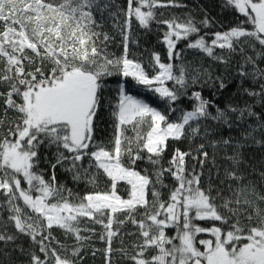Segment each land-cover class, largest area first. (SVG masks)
I'll return each instance as SVG.
<instances>
[{
  "label": "snow or ice",
  "instance_id": "obj_1",
  "mask_svg": "<svg viewBox=\"0 0 264 264\" xmlns=\"http://www.w3.org/2000/svg\"><path fill=\"white\" fill-rule=\"evenodd\" d=\"M226 3L243 19L226 31L211 33L209 41L207 34L200 35L201 27L191 15L183 20H157V9L183 6L175 0H127L126 8L116 11H111L112 0H0V194L4 197L0 204L10 213L7 219L0 218V264H15L13 254L17 251L28 257L29 264H80L82 249L95 235L106 242V264H112L114 251L131 264H264V195L257 193L251 182L245 184V176L225 169V178L235 184L227 185L230 195L225 197L222 189H214L210 182L202 185L203 173L197 172L194 165L191 170L186 168V157L199 158L191 151L176 148L167 161L168 167L162 163L169 139L181 140L186 129L189 137H196L201 122L209 119L231 129L247 117H257L258 123L248 126L244 138L264 143L256 139L257 132L264 134V114L253 111L252 105L216 106L213 114L209 111L212 102L197 91L192 93L195 103L191 110L180 109L178 119L170 121L164 111L129 95L121 83L112 111L111 148L94 140L93 124L101 104L104 77H131L137 85L158 94L167 112L177 111L173 105L181 94L166 82L173 81L179 89L188 86L184 64L177 68L171 62L181 57L183 49L178 51L177 43L182 40L188 41V49L223 63L228 62L227 56L239 52L244 64L252 67L251 72L239 74L259 85V91L244 92L260 97L264 103V68L257 65L256 57L247 55V49H255L258 44L256 55L264 59V0ZM105 12L122 36L124 51L120 57L109 58L112 54L107 53L106 42L110 37L97 31L103 27ZM133 20L145 29L153 21L168 29L163 33V42L169 62H162L160 54L153 52L152 74L142 63L129 59ZM211 23L207 17L199 21L203 27ZM193 36L195 39L190 40ZM195 73L193 84L201 75L199 69ZM220 87H224L222 81ZM9 111L17 114L16 120H9ZM204 135H208L206 130ZM211 143L214 148L232 144L230 138ZM41 145L57 148L56 163L51 165L53 173L47 181L34 171L40 163ZM232 146L243 147L240 143ZM204 147L201 144L196 150L203 157L201 167L208 158ZM85 158L87 168L82 164ZM224 159L233 168L241 163L238 151L226 154ZM144 160L152 166L151 174L147 169L142 174L134 167ZM65 162L73 180L83 179L96 188L97 176L103 174L110 182L108 190L88 191L81 196L58 185L54 170ZM93 167L96 171L89 172ZM165 174L174 186L164 183ZM260 176L264 179V172ZM22 181L27 187H22ZM121 181L130 186L127 198L117 189ZM163 188L168 189L167 199L162 198ZM201 222L210 226H201ZM88 224L99 225L103 231L97 233ZM128 224L135 226V231H126ZM54 227L75 240L70 251L55 239ZM170 228L175 229L174 235L166 234ZM201 233H210L212 238L197 239ZM21 236L32 241L31 249L16 244ZM117 236L135 238L132 254L124 247L112 248ZM120 243L124 244L123 238Z\"/></svg>",
  "mask_w": 264,
  "mask_h": 264
},
{
  "label": "trees",
  "instance_id": "obj_2",
  "mask_svg": "<svg viewBox=\"0 0 264 264\" xmlns=\"http://www.w3.org/2000/svg\"><path fill=\"white\" fill-rule=\"evenodd\" d=\"M167 3V0H162ZM176 4L183 5L182 7H167L157 9V20L172 19L173 17H179L181 20L185 19L189 15L197 22L201 27L200 35H206V39L210 41L211 33L215 31H226L230 27L237 25L240 20L243 19L242 14H239L234 7L227 5L226 0H175ZM114 7L111 11H116L117 8H126L127 0H112ZM105 20L103 27L97 29V31L106 32L110 37V40L106 42L107 53L112 56L120 57L123 54L124 48L122 43V36L119 33L118 28L115 26V21L108 16V13H104ZM207 17L212 23L209 27H203L199 24V21ZM99 19V14L97 15ZM123 18L121 17V20ZM250 27V26H249ZM168 29L166 25L153 21L148 29H145L138 25L133 20L132 34L128 41L129 59H134L144 65L146 71L152 74L153 69L150 63L151 54L153 52L159 53L161 60L164 63H168L167 47L163 42V33ZM103 37H101V40ZM195 39V36L190 37ZM188 41L182 40L177 43V50L183 49L180 58H174L171 62L175 67H179L182 63L187 69L188 86L186 89H179V86L175 85L173 81H167L166 85L169 88L176 87L181 98L173 106L177 108V111L170 113L166 111L165 102L159 97L158 94L149 91L141 85H137L131 77H122L115 74L103 78L104 88L101 93V104L94 118V140L96 142H103L107 147L111 148L108 142L112 138L114 120L112 117V111L118 100V88L121 83L125 85V91L132 96L145 100L147 103L156 107L158 110L164 111L168 115L170 121L177 120L181 115L180 109L191 110L195 101L191 98L193 92H201L204 99L212 102L213 106L209 108L213 114H215L216 106L225 108L231 104L233 106L243 107L245 105H252L253 111L258 114H264V103L260 102V97H250L244 92V89L259 91V85L253 81L250 77L244 78L239 74L241 71H252L251 65L244 64V60L239 52L233 53L227 56V63H223L214 60L211 57L206 56L202 52L194 49H188L186 44ZM260 50V46L257 44L255 49L248 48L247 55L256 57L257 65L260 68H264V59H261L256 53ZM217 54H222V50L216 49ZM243 66V67H242ZM195 69H199L201 75L198 82L191 83V77L195 75ZM207 73L206 75L204 73ZM221 81L224 87H220ZM3 89H0L2 91ZM3 102L0 101V115H2ZM9 120H16L17 114L9 111ZM235 120V116L232 117ZM258 123L257 117H247L246 121L239 122L240 126H234L229 129L227 126L221 125L218 122L212 120L202 121V127L200 134L192 138L187 135L179 141L169 139L168 148L163 155V166L168 167L167 161L173 155V151L179 148L181 151H191L193 156L199 157L193 159L192 157H186V168L191 170V166H195L197 172H202L201 183L207 186L210 182L215 188L222 189V195L228 197L230 195L227 190V185L234 182L227 180L224 176L226 168L234 170L238 175L245 176L244 183L251 182V185L255 187V191L264 195V179L261 178L260 173L264 172V143L257 144L253 142L251 138L245 139L244 132L248 129L249 125L253 127ZM195 126V125H193ZM207 131L208 135L205 136L204 132ZM132 135L131 132L128 133ZM231 139L232 144L230 146L217 145L212 147L214 141H220L222 139ZM257 140H264V134L256 133ZM240 143L243 147L236 149L232 145ZM204 144V151L208 152V158L204 160L203 167H201L200 159H203L200 153L196 150L199 145ZM94 150V149H93ZM239 152L241 163L238 168H233L230 161L224 159L227 154L233 155L235 152ZM56 146L41 145L38 155L40 156V163L37 168L34 169L39 174L44 176V179L50 180L53 173L51 167L56 163ZM65 156H68L67 151L64 152ZM213 158L215 162H213ZM125 164L127 160L125 159ZM83 167H88V158L82 162ZM69 164L64 163L63 166L57 165L55 168L56 183L58 185H65L70 188L74 193H78L83 196L88 191H106L110 186L108 178L103 174L97 176L96 188L85 183L83 179L73 180V173L68 171ZM136 170L141 171L147 169L149 174L152 173V166L144 161H137L134 166ZM95 168H90L89 172H95ZM210 178V181H209ZM223 181V183H221ZM164 183L169 187L174 186V181L171 177L165 174ZM22 187H27L26 182L22 181ZM159 187V186H158ZM130 186H127L125 182L121 181L117 185L119 194L124 198H127V192ZM162 198L167 199L168 189H160ZM215 195V191L213 192ZM149 199H151V193H149ZM4 197L0 194V201H3ZM21 205L23 202H20ZM264 207V205H261ZM10 213L8 209L0 204V218L7 219ZM201 226L209 227L210 224L201 222ZM217 226L219 222H217ZM81 227H85L82 223ZM87 227H95L96 232L103 231L99 225L88 224ZM115 227V225H114ZM125 230L128 232L135 231V226L128 224L125 226ZM53 236L56 240L63 243L69 251L71 247L75 245V240L70 236H66L64 232L59 228H53ZM174 230L166 229V234L173 235ZM82 235H89V233L82 232ZM123 238L124 244L121 245L120 240ZM135 242L134 237L130 236H117L113 238L112 248L114 250L124 247L130 254L133 249L131 245ZM16 244L20 245L26 250L32 248V241L24 236H21L16 241ZM56 246V245H54ZM107 247L106 242L99 239L98 235L92 236L91 240L86 243L82 249L80 255L83 257L80 264H106L104 249ZM59 251V248H58ZM93 252L95 254L93 255ZM37 254H39L37 252ZM152 255L155 252L150 253ZM15 264H29L28 257L21 254L19 251L13 254ZM112 264H131L127 257H123L120 252L114 251L111 256Z\"/></svg>",
  "mask_w": 264,
  "mask_h": 264
},
{
  "label": "rangeland",
  "instance_id": "obj_3",
  "mask_svg": "<svg viewBox=\"0 0 264 264\" xmlns=\"http://www.w3.org/2000/svg\"><path fill=\"white\" fill-rule=\"evenodd\" d=\"M171 229V228H170ZM174 230L173 232V235L175 234V229H172V231ZM211 234L210 233H201L198 235L197 239H211ZM198 247H201V250H203V247L202 246H199Z\"/></svg>",
  "mask_w": 264,
  "mask_h": 264
}]
</instances>
